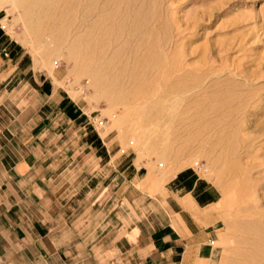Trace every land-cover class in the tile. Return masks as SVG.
Instances as JSON below:
<instances>
[{
    "label": "crops",
    "instance_id": "0c3cea01",
    "mask_svg": "<svg viewBox=\"0 0 264 264\" xmlns=\"http://www.w3.org/2000/svg\"><path fill=\"white\" fill-rule=\"evenodd\" d=\"M58 76L0 33V264L210 257L223 221L221 188L190 165L145 180L134 160L114 164L96 128L80 120L90 114ZM98 156L106 158L102 175L94 172ZM85 165L89 174L81 176Z\"/></svg>",
    "mask_w": 264,
    "mask_h": 264
},
{
    "label": "rangeland",
    "instance_id": "374dc122",
    "mask_svg": "<svg viewBox=\"0 0 264 264\" xmlns=\"http://www.w3.org/2000/svg\"><path fill=\"white\" fill-rule=\"evenodd\" d=\"M164 3V18L158 26L169 36L166 52L179 63L170 79L188 75L187 86L189 83V88L193 85L195 88L191 97L228 101V105L239 106L233 116L235 123L246 119L240 131L245 140L242 148L217 163L209 159L207 152L218 151H203L201 144L190 145L174 161L160 163L157 154L148 148L141 114L135 111L126 116L123 106H110L103 97H96L87 75L73 71L67 49L58 51L54 40L42 41L25 34L24 20L20 17L22 9L14 7L10 0H0V33L7 32L16 38L37 67L58 72L56 82L90 114L91 121L83 113L80 120L96 128L99 139L111 148L114 164L120 158L134 160L141 165L139 175L145 176V180L157 175L166 178L180 167L190 165L221 188L223 221L219 237L213 243V254L194 264H229L233 258L231 248L242 234L237 224L241 226L240 223L255 217L264 218V0H166ZM120 114L124 120L119 125ZM100 120L103 122L99 123ZM105 160L104 156L97 158L99 165L96 163L94 172L98 175L106 172ZM235 163L241 167L237 168ZM85 166L81 176L89 174ZM73 185L78 186L69 184V188ZM79 185L81 191L87 189L86 184Z\"/></svg>",
    "mask_w": 264,
    "mask_h": 264
},
{
    "label": "bare ground",
    "instance_id": "6f19581e",
    "mask_svg": "<svg viewBox=\"0 0 264 264\" xmlns=\"http://www.w3.org/2000/svg\"><path fill=\"white\" fill-rule=\"evenodd\" d=\"M10 2L22 9L25 34L54 40L58 51H69L73 71L87 75L96 97L110 106H123L126 116L141 114L148 148L160 163L180 158L192 144H201L203 151L217 150L207 152L214 163L242 148L240 131L246 119H233L239 106L191 97L194 85L187 86L188 75L170 79L179 63L166 52L169 36L158 26L166 0ZM120 116L119 125L124 120ZM240 224L242 234L231 248L229 264H264V218Z\"/></svg>",
    "mask_w": 264,
    "mask_h": 264
},
{
    "label": "built area",
    "instance_id": "2783aa9c",
    "mask_svg": "<svg viewBox=\"0 0 264 264\" xmlns=\"http://www.w3.org/2000/svg\"><path fill=\"white\" fill-rule=\"evenodd\" d=\"M103 122V120H100V122L99 123H102Z\"/></svg>",
    "mask_w": 264,
    "mask_h": 264
}]
</instances>
